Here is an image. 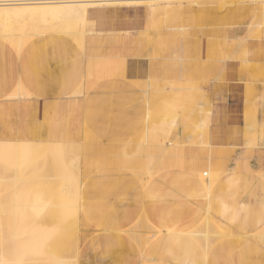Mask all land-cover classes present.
Instances as JSON below:
<instances>
[{
    "label": "crops",
    "instance_id": "1",
    "mask_svg": "<svg viewBox=\"0 0 264 264\" xmlns=\"http://www.w3.org/2000/svg\"><path fill=\"white\" fill-rule=\"evenodd\" d=\"M131 6L101 7L98 13L88 15L86 31H94L87 27L90 24L89 17L109 16L115 29L90 34L86 39L88 49L84 52L70 38L56 33L34 36L19 53L0 40V138H16L18 141L29 142L70 141L66 137L69 122L81 123L85 127L86 121L90 120L91 127L96 129L95 122L108 117L111 120L109 135L102 142L114 143L121 141L119 138L124 128L132 127L138 120L147 121L149 113L162 110L160 100L156 99L150 104L147 102L146 97L150 92L140 88L136 81L149 85L151 82L166 79L170 83L178 84V87L161 85L153 89L151 94L158 98H163L166 94L185 95V92L196 89L199 99L193 108L194 114L191 116H194L190 117L194 122L179 123V127L175 128L178 126L180 114L168 122H153L152 128L169 144H146L142 148H146L144 151L148 159H139L138 164L131 165V168L138 172L144 170L143 173H146L176 163V151L171 152L170 147L176 150L177 144L188 143L195 138L193 133L185 134L184 127L195 125L196 131H204L205 139L212 148L219 147L226 151L224 157L234 171L217 176L208 183L195 169V164L197 166L200 162L204 163L202 158H197L190 163L192 174L182 172L180 176L183 184H186L185 189L190 193H199L204 198L198 203L203 204V209L208 210L214 198L221 200V216L228 230V239L219 249L221 252L227 251L234 244L235 237L243 232L240 230L244 226H250L254 230L262 225L252 235L254 237H257L256 234L264 226V184L253 172L264 166V138L260 134L253 138L260 127L264 126V32L258 31L262 24L254 18L263 10V6L256 2L235 5L246 13V17L239 14L241 17L232 20L233 22L218 14V10L225 8L219 9L210 4ZM113 7L119 9L114 10ZM149 16L158 17L160 20L162 17L172 18L174 21V25L166 32L157 31L154 34L158 37L173 30L179 31L185 37L187 32L182 29L187 21L201 17L215 19L216 24L221 25V31L225 33L227 45L230 46L218 54V58H212L213 50L209 49L206 40L203 51L196 58H184L185 43L181 41V37L180 41L169 45L168 58H157L141 46ZM225 24L231 25L230 28H225ZM117 66L122 70L120 75L115 74ZM189 83L196 85L193 87ZM19 86L22 96L5 98L17 91ZM80 88L84 89L83 94L75 95ZM129 100L134 103L129 105ZM102 101L108 102V105L100 108ZM123 105L125 106L122 107ZM120 109L124 110V114L117 117ZM77 128L80 132L84 130L80 126ZM170 128L174 129L170 131ZM130 136L125 134V139ZM80 139L78 137L76 141ZM93 142L110 148L113 151L109 155L112 160L123 149L116 145L101 144L97 140ZM253 142L257 144L250 149ZM92 154L95 158L102 157L101 154ZM140 155L143 154L128 153L126 157L131 159ZM244 160H248L250 168H236V164ZM178 181L180 180H176V185L179 184ZM255 182L260 183V191L252 192L253 188H249L252 198L248 205V196H240L239 199L236 188L241 189L243 184ZM227 186L228 193L224 191ZM250 214L255 215L253 221ZM169 232L172 231L168 229L164 234ZM185 233L199 234L198 231ZM182 245L184 247L181 253L188 256L191 252L189 243L183 242ZM247 254L248 252L245 253ZM180 263L183 264L182 261Z\"/></svg>",
    "mask_w": 264,
    "mask_h": 264
},
{
    "label": "rangeland",
    "instance_id": "2",
    "mask_svg": "<svg viewBox=\"0 0 264 264\" xmlns=\"http://www.w3.org/2000/svg\"><path fill=\"white\" fill-rule=\"evenodd\" d=\"M211 2V0H207L196 4L189 1H183L181 3L198 6L208 5L211 4ZM247 3L253 2L252 0H236L234 4L227 3L223 7L217 6L219 9L225 8L219 11L218 14L225 16V18L230 21L234 19L237 20L238 17H241L238 16L239 14L246 17V13L241 8L238 9L235 7V5H245ZM256 3L261 4L260 2ZM112 9L117 10L119 8L113 7ZM254 18L260 22H264V7ZM89 19L90 24L87 27L92 28L94 30L93 32L85 30V25L88 22L86 18L82 21H78V27L75 29L72 27L74 23L71 19L40 23H31L29 21L31 25H29L26 20L27 24L24 23L23 26L15 22L16 24L14 23V26L16 27L14 28V26H12V31H15V29L16 31L11 32L8 36L0 37V40L4 42H11L14 40L17 45L15 51L19 53L22 47L34 36L46 33L61 34L63 29H66V37L70 38L72 42L84 52L88 49L86 47V39L90 34L103 30L108 31V29H115V25L110 22L111 19L109 16L106 18L89 17ZM192 19L183 25L182 31L187 32V36L184 37L179 31L173 30L168 34L158 37L154 34L157 31L166 32L168 28L174 25V21L172 18L160 20L158 17L149 16L144 40L141 42L142 48L146 49L149 54L153 53L157 58H168L170 53L169 45L180 41L182 37L181 41L183 40L185 43L184 58H196L199 53L203 51L205 41L207 40L209 49L213 50L212 58H218V54L230 46V44L227 45V40L224 37L225 33L221 31V25L216 24V21L206 17H201L196 20ZM236 20L234 22H236ZM1 22L0 20V23ZM109 23H112V26H109ZM35 24L36 26H34ZM234 26H236V24H234ZM71 27L72 29H70ZM224 27L230 28V25ZM7 28L8 30L12 29L9 26ZM1 30L0 32L3 33L7 29L4 31V29L1 28ZM36 30L38 32L37 35L34 34ZM258 31L263 33L264 26L262 25V27H259ZM84 33H87V35L83 39L81 35ZM230 42L232 41L230 40ZM114 71L117 75L122 73L119 66H117ZM136 84L143 90L150 92V95L146 97L149 104L155 102L156 99L160 100L159 102L163 105L162 110L154 114L149 113L147 121L138 120L132 127H128L127 129L124 128L121 133L122 136L119 138L121 141L114 143L102 142V140L109 135V124L111 120L108 117L96 121V129L93 126L91 127L90 120L86 121L85 127L81 125V123L73 124L69 122L66 129L68 131L66 137L69 138L70 141H62V143H66L69 147L73 148L69 155L74 156L75 159L70 158L71 163H77L76 178H78L80 184L78 212L71 216H67L64 221H42L41 219L45 217L47 211L52 206H55V214L52 215V218L58 219L62 217V214L58 211L61 199L59 198L57 189H49L48 181L44 178H39L38 181L41 183V189L38 193V205H40L39 208L41 209L37 221L39 225L44 228L52 229L57 223L63 224L67 222L69 224L71 231H75V233L73 234V238L70 237L72 239V248L70 249L68 258L70 262L74 260V264H181V261L183 264H264V241L258 237L252 236L262 225L254 230H251L252 228L250 226H244V229L240 230L243 232L235 237L233 241L234 244L230 246V249L221 252L219 247L228 239V230L225 228L226 226L223 224L224 219L221 216V210L223 208L221 200L218 199V197L214 198L211 200V205L208 210H205L202 208L203 204H198L200 200L203 201L204 198L201 197L199 193H190L184 188L186 184H183L180 174L182 172L192 174L190 163L194 159L202 158L204 163L202 164L199 161L200 163L197 164V166L202 164L198 169H201L203 172L209 171L206 165H210L216 172L221 171L218 175L219 177L234 171L233 168L229 166L227 158L224 157L227 154L226 151H223V149L219 147L212 148L205 140L204 131L200 129L196 131L195 125L192 127H184L183 132L185 134L193 133L195 138L188 143L175 144L177 146L176 163L167 167L158 168L149 177L142 179V176L138 175L131 168L133 161L138 162L139 159L141 161L148 159L144 151L146 148H142L146 146V139H148V137L145 138L146 135L143 132H150L158 141L169 144L163 141L160 134L156 133L152 128V123L161 121L168 122L172 117H177L179 114L181 116H179L178 126L175 128L179 127V123H193L194 121L190 120V117L192 118L194 116H191L194 114L193 108L198 101L197 99H199V93L196 89L185 92V95L166 94L163 98H158V96L151 94L153 89L161 85L165 87L176 85V87H178V84L170 83L166 79L161 82H151L149 84V89L145 88L138 81H136ZM188 85L194 87L196 84L189 83ZM20 88L19 86L17 91L21 92ZM83 91L84 89L80 88L76 91L75 95H82ZM7 98L10 97L8 96ZM123 102H125V100ZM132 103H134V101L129 100V105ZM100 104V108H103L106 107L104 105H108V102L102 101ZM124 106L125 105L122 107ZM123 114L124 110L120 109L117 112V117L123 116ZM113 121L115 120L113 119ZM249 124L252 126V123ZM77 126H80L84 130L81 132L78 131ZM173 129L174 128H170V131ZM125 134L131 136L125 139ZM256 134H260L263 138L264 127L260 128L259 131L254 134V139ZM78 137L81 138L80 141H76ZM88 139L92 141L97 140L101 144L116 145L117 147L119 146L120 149H123L119 151L114 160L97 166L96 162L101 160L95 158L88 149H83V146H81V142L84 140L88 141ZM149 141L151 140L149 139ZM202 141L205 142V145L200 144ZM42 143L44 142L22 141L21 145L23 146L24 144L28 146L30 152L38 156V162L40 164L45 163L43 173L47 174L48 172L49 174L50 170H52V175H54V171H56L55 176L58 178L60 174L56 173H59L58 169L60 168H57V166L56 170L51 168V164L53 163L52 165H54L55 162L49 160V162H52L49 163L48 160H46L48 156L57 153V151L51 149V144L54 142H46L48 143L46 145ZM206 143L209 145H206ZM256 144L257 143L253 142L250 144L249 148L251 149L252 146L254 147ZM95 145L96 149L94 152L98 150L105 155H111L113 152L110 148L102 147L97 144ZM123 150H125V152ZM127 152L143 155L138 156L139 158L130 159L126 157V154H128ZM263 153L264 151L262 152V157H264ZM208 155H210L209 160L206 158ZM14 163L15 162L11 161L6 164V166L15 170L7 174L8 178H16V176H18ZM263 167L264 166H261L260 168ZM236 168L248 170V168H250L248 160L236 164ZM260 168L253 172L256 173L257 178H260L261 182L264 184V176L258 173ZM142 171L145 172L144 170ZM29 174L31 176H29ZM26 175L29 177L28 180L30 182H28L30 184L31 181L34 180L32 178H37L39 176L36 174V171H31ZM175 179L180 180L178 181V185H176ZM259 182L249 185L243 184L241 189H237L235 186L233 189L231 188L230 191L236 188L239 199L240 196H248L249 200L246 202L249 205L252 192L257 190L260 191L259 188L261 185ZM21 183L18 182L16 184L18 185L17 187H20L19 185ZM250 187L253 188L252 192L249 190ZM228 188V186L224 188L226 193L229 192ZM249 216L253 221L255 215L250 214ZM76 219L77 227L75 228L73 221ZM168 229L172 232L164 234ZM178 230L181 231L176 232ZM193 231H198L199 234L192 235L185 233ZM263 231L264 227L261 233H263ZM183 242L189 243L191 252L188 256L181 253L183 250L182 247H184V245H182ZM247 252L248 254L245 255ZM146 258L152 260L148 261ZM157 260L159 263H157ZM28 264L33 263L29 261Z\"/></svg>",
    "mask_w": 264,
    "mask_h": 264
},
{
    "label": "bare ground",
    "instance_id": "3",
    "mask_svg": "<svg viewBox=\"0 0 264 264\" xmlns=\"http://www.w3.org/2000/svg\"><path fill=\"white\" fill-rule=\"evenodd\" d=\"M183 1H189L193 4H196L207 0H0V20L2 21L0 23V31H2L1 28L4 29V31L6 29L8 30V26L12 28L15 22H18L23 26L24 23L31 25L30 22H58L69 19L73 20L74 25L72 27L75 29L78 27V21L84 20L88 15L98 13L97 11L100 10L101 7H110L115 4H120L121 6H131L134 4H144L147 6H154L158 4L171 5L179 4ZM211 1L212 2L210 5L223 7L227 3L234 4L236 0ZM252 2H260L264 7V0H252ZM130 8H132V6ZM206 17L210 16L206 15ZM162 18L164 19V17ZM26 20L28 21L27 23ZM213 20L215 21V19ZM248 23L250 22L248 21ZM260 24L264 26V22H260ZM34 26H36V24ZM15 27L16 26H14V28ZM72 27L70 29H72ZM7 30L3 33L0 32V37L8 36L11 32L16 31V29L15 31H12L13 28L8 31ZM66 31V29H63L61 34L66 36ZM34 34H38L37 30L34 32ZM86 35L87 33H84L81 36L84 39ZM5 44L9 45L14 50L17 46L14 40L11 42H5ZM138 82L149 89L148 87H150V85L143 81L138 80ZM246 91L248 92L247 89ZM22 95V92L14 91L6 95L5 98L8 96L10 98H18ZM263 127L264 126H261L260 128ZM143 133L146 135L145 138L148 137V139H146L147 144L156 145L162 143L154 138L150 132ZM149 139L151 141H149ZM21 142L22 141H18L16 138H0V264H28L29 261L33 264H74V260L70 262L68 258L70 249L72 248V239L70 237L73 238V234L75 233V231H71L69 224L67 222H64L63 224L57 223L54 228L48 229L41 227L37 222L38 215L40 214L41 210L39 208L40 205H38V193L41 189V183L38 181L39 178H44L46 181H48L49 189H57L59 198L61 199L58 211L62 214V217L58 219L52 218V215L55 214V206H52L47 211L45 217L41 219L42 221H64L67 216H71L72 214H76L78 212V194L80 184L78 178H76L77 163L72 164L71 159H75V157L69 155L71 154L73 148L69 147L66 143H62L61 141H54V143L51 144V149L57 151V153L55 155L48 156L46 160H48V162L49 160L55 162V166L52 165L53 163L51 161L49 162L52 163L50 166L51 168H54L55 170L60 168L58 169L59 173H56L60 174L57 178L55 176L56 171H54V175H52V170H50L51 175L50 173L48 174L47 171H45L47 174L43 173L45 163L40 164L38 162V156L32 154L30 149H28V146H25L24 144L22 146ZM262 143L264 145V139H262ZM42 144L46 145L48 143L44 141ZM200 144L205 145V142L202 141ZM206 145L209 144L206 143ZM81 146H83V149H88L90 153L102 155L101 158H97L101 160L96 162L97 166L104 163H109V161L112 160L109 155H105L98 150L94 152L96 145L92 140H84L81 142ZM169 150L171 152L176 151L173 147H170ZM175 155H177V153H175ZM206 158L209 160L210 155L206 156ZM11 161L15 162L14 164L16 166V174L18 175L16 178L7 177L8 173L15 171L6 166V164ZM137 164L138 163L136 161H133L132 165ZM206 166L208 167V172H203L201 169L199 170L196 164L195 169L198 170L199 174H201L202 178H204L206 182L210 183L221 173V171L216 172L210 165ZM31 171H36V174L39 176L37 178H32L34 180H32L30 184V181L28 180L29 177L26 174L30 173ZM135 172L142 176V179L149 177L153 173V171H147L146 173H143L138 172V170H135ZM258 172L264 176V167L260 168ZM29 176L31 175L29 174ZM18 182H22L21 184L25 185L22 186L20 184V187H17L18 185L16 184ZM73 223L76 228L77 219L73 221ZM261 230L256 234V236L264 241V231L261 233Z\"/></svg>",
    "mask_w": 264,
    "mask_h": 264
}]
</instances>
